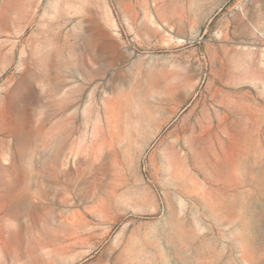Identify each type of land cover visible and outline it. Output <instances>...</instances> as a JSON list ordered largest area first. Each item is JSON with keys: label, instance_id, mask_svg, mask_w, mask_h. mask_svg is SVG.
Segmentation results:
<instances>
[{"label": "rangeland", "instance_id": "obj_1", "mask_svg": "<svg viewBox=\"0 0 264 264\" xmlns=\"http://www.w3.org/2000/svg\"><path fill=\"white\" fill-rule=\"evenodd\" d=\"M0 264H264V0H0Z\"/></svg>", "mask_w": 264, "mask_h": 264}, {"label": "bare ground", "instance_id": "obj_2", "mask_svg": "<svg viewBox=\"0 0 264 264\" xmlns=\"http://www.w3.org/2000/svg\"><path fill=\"white\" fill-rule=\"evenodd\" d=\"M58 86H59V85H58ZM53 88H54V87H53ZM55 88H56V87H55ZM54 90H55V89H54ZM46 91H47V90H46ZM51 92H52V91H51ZM51 92H50V93H51ZM47 93H48V92H47ZM48 94H49V93H48Z\"/></svg>", "mask_w": 264, "mask_h": 264}]
</instances>
